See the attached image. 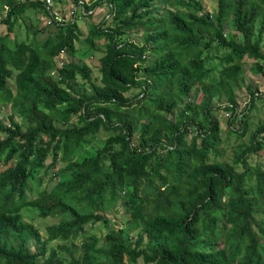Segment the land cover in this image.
I'll return each instance as SVG.
<instances>
[{
    "label": "trees",
    "instance_id": "obj_1",
    "mask_svg": "<svg viewBox=\"0 0 264 264\" xmlns=\"http://www.w3.org/2000/svg\"><path fill=\"white\" fill-rule=\"evenodd\" d=\"M72 1L79 16L57 23L42 1L0 0V105L10 111L0 122V264H264V165L250 164L264 152V123L248 124L264 91L245 87L240 112L235 93L246 60L264 73V0H217L215 14L200 0ZM102 5L108 22L89 25L82 41L93 53L104 42L98 77L84 62L58 67L61 54H78L77 19ZM28 10L53 20L49 36L23 22L29 37H11ZM219 108L237 139L230 160ZM101 131L108 137L94 147ZM51 171L53 188L29 200L30 181ZM119 201L124 227L98 246L86 227L107 224ZM25 208L58 218L47 239L22 220ZM78 237V255L46 251Z\"/></svg>",
    "mask_w": 264,
    "mask_h": 264
},
{
    "label": "rangeland",
    "instance_id": "obj_2",
    "mask_svg": "<svg viewBox=\"0 0 264 264\" xmlns=\"http://www.w3.org/2000/svg\"><path fill=\"white\" fill-rule=\"evenodd\" d=\"M22 2H33V1H40V0H20ZM51 0V9L54 13L58 15L60 20L64 22H69L74 19V15L76 17L79 16L80 11L82 10L81 7H77L74 5L72 0ZM85 2H88V0H84ZM172 1V0H171ZM174 1V0H173ZM203 4V8L206 12L210 14H215L216 8H217V0H200ZM4 2L0 3L1 13L0 18H3L5 11H4ZM172 6L168 5L167 8H171ZM173 8V7H172ZM91 13V12H90ZM109 8L107 5H102L100 7H97L93 9V12L91 13L92 17L87 19H77V24L79 25V28L82 31V37L80 40L75 44L76 49L78 50V54L74 56H67L66 61L67 62H77L82 63L84 62L87 66H89L92 70V77L97 78L98 72L97 68L99 65V58L101 57L102 53V45L104 42L95 41L96 44H98L101 48V51L95 53L91 52L85 43L82 41L86 40L88 37V27L89 25L97 24L104 22L106 24L109 20ZM89 14V13H88ZM48 18L45 17L43 14L39 13L38 11L34 10H28L23 15V19H19L18 23L20 24L19 28L14 32L16 34L15 37H13V34L11 35L12 38H16L18 40H25L27 37H29L30 34L27 33L25 30V24L27 26H32L33 28H38L42 30V33L38 35V39L45 38L49 36L52 33L53 27L48 25ZM25 22V24L23 23ZM49 26V27H48ZM104 26V25H103ZM7 31L5 29L4 25H0V34L3 35ZM127 39L129 43L134 44H140L141 43V33L139 31H130L127 35ZM262 52L264 53V42L261 45ZM214 53L212 52L210 56H212ZM222 54V51L217 53V56H220ZM62 61V60H60ZM253 61L246 60L243 69V79L241 82V86L238 90L235 91L237 101H238V112L243 110L245 103L248 100L249 92L245 89V87L250 88L251 90H256L259 94H262L264 91V73H258L253 74L251 72V66ZM219 64V61L214 58L210 61L211 67H217ZM82 87V85L80 84ZM138 92L137 89H132L129 93H127L128 97L133 96ZM259 101L256 100L254 102L255 109L251 111L250 116L248 117V124L250 126L251 130H254V128L260 124L264 123V96L259 97ZM216 104V107L220 105L219 103L214 102ZM221 105H223V101L221 102ZM10 114L9 107L5 105H0V122H3L4 125L8 124L7 117ZM214 115L217 117L218 122L220 124L221 128V135L223 141L226 140L227 143L221 145V150L223 152V155L221 156L222 160H227L232 157L233 149L232 147L235 146L237 139L235 136L231 135L227 128H228V119H229V113L227 111L223 110V108L216 109L214 112ZM74 121V118L72 119ZM1 137V136H0ZM108 137V133L101 131L94 141L93 145L94 147H99L102 142L105 141V139ZM246 137H244L243 141L246 140ZM264 165V152L260 153L259 156H253L250 160L251 165L255 164ZM52 171L45 176L41 184H38V181H30L29 188L27 190V198L30 200L31 198L37 197L38 193H40L42 190H51L53 186L55 185L54 177H52ZM121 202H117L114 210H108L104 212L105 218L108 220L107 224L102 223H96L95 225L90 226L87 225L86 229L88 231V235L93 236L99 240L98 246L103 244L104 236L108 233V229H114L119 230L124 227L125 221L127 220V216L124 213L123 209L120 206ZM21 216L22 220L26 223L33 224L38 232L40 233V236L42 240L47 239V228L53 224L58 223V218L56 216H50L46 219H42L39 217L38 211L31 208H25L21 210ZM135 235V233H129L128 239L131 238V236ZM83 242V237H78L74 244L71 241L63 242L60 240H54L51 242L46 243V251L51 252L54 250L58 251V246H66L68 248L72 249V252H74V255H78L80 253V244ZM30 246H33L30 244ZM33 249V248H32ZM59 255L64 258L65 260L68 259L67 252L63 251L60 252ZM124 264H129L126 257H124ZM136 264H143L141 261H138Z\"/></svg>",
    "mask_w": 264,
    "mask_h": 264
},
{
    "label": "built area",
    "instance_id": "obj_3",
    "mask_svg": "<svg viewBox=\"0 0 264 264\" xmlns=\"http://www.w3.org/2000/svg\"><path fill=\"white\" fill-rule=\"evenodd\" d=\"M43 2V6L50 12V15L52 16V19L54 21L58 22H64L62 20H60V18L58 17V15L56 13H54L51 9V0H40ZM75 16V15H74ZM51 19L48 20V25L53 27L52 21ZM62 60V61H60ZM68 62L66 61V56L64 54H61V56L59 57V59L57 60V65L58 67H62L64 64H67ZM246 104V103H245ZM245 106V105H244Z\"/></svg>",
    "mask_w": 264,
    "mask_h": 264
}]
</instances>
